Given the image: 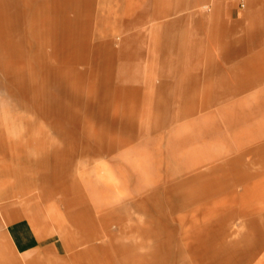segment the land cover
Listing matches in <instances>:
<instances>
[{"label":"rangeland","instance_id":"374dc122","mask_svg":"<svg viewBox=\"0 0 264 264\" xmlns=\"http://www.w3.org/2000/svg\"><path fill=\"white\" fill-rule=\"evenodd\" d=\"M255 2L251 7L249 0H72L65 12L74 22V41L64 56L51 26L44 24L55 14L49 2L0 0V19L11 17L9 33L16 45L9 48L15 62L10 71L19 73L0 80V180L5 186L0 264L29 258L5 232L9 221L21 217L33 222L40 237H55L43 246V252L53 251L51 258L34 257L35 264L89 258L96 264H161V256L144 251L165 254V264H203L202 252L218 259L255 245V239L236 237L256 235L258 224L242 221L264 212L255 206L258 194L264 195V136L258 142L251 135L264 132V126L250 120L249 142L233 145L247 152L235 167L244 174L236 190L246 195L249 207H207L230 204L231 193H218L211 202L200 199L204 193L195 191L197 185L175 181L179 167L199 154L200 128L189 122L208 113L209 97H196L206 104L196 113L188 110L192 97L172 94L166 96L167 113L148 110L161 78L170 83L188 67L208 71L209 56L264 50V0ZM233 66L248 67L253 80L264 78V63ZM246 105L250 116H264V105ZM149 114H165L167 128L147 121ZM59 175L67 194L55 191L52 199L36 203L40 192H53ZM19 190L21 195L12 196ZM209 230L212 239L203 240ZM119 246L129 255L117 257ZM229 256L235 264L254 258Z\"/></svg>","mask_w":264,"mask_h":264},{"label":"crops","instance_id":"0c3cea01","mask_svg":"<svg viewBox=\"0 0 264 264\" xmlns=\"http://www.w3.org/2000/svg\"><path fill=\"white\" fill-rule=\"evenodd\" d=\"M43 1L49 2L51 4V8L55 13L52 18L49 17L48 19H45L44 24L48 22L47 26H51L54 41L60 44L64 56H67L70 53V45L74 41V22L72 19H70L65 11L67 6L72 3V0ZM249 1L252 7L256 3L255 1L259 0ZM0 21V80L8 78H19V76L16 75L19 74L18 72H16L15 70L10 71V66L15 64V62L10 59L9 48H16V45L13 44V40L10 37L9 33L12 28V19L11 17L9 18L7 16H4L2 17V19H0ZM257 48L259 47H253L252 49L255 50ZM263 51L259 49L258 51H256V54L254 53L252 55H225L219 57L209 56L208 63H210L212 66L209 67L208 71H192V69L194 70L196 68L188 67L186 68V70L190 69L192 72L190 70H187L186 73H183L182 77L181 74H178L177 78H172V82L170 83L166 78H161L159 83H156L155 87L152 88L154 89V93H151V95H154V97L156 98L148 104V110L150 113H152L153 111L158 113H167L170 108V102L169 99L166 98V96H168L169 94L178 96L180 98L192 97V109L188 110H192L193 113L203 111L204 108L202 106L206 105L204 104V102L202 104L201 100L196 99V97H209L208 105L210 107L208 113H200L189 122V124L193 123L196 127L198 125V128H200L199 135H201L200 137H202V139L198 147L199 154L195 156V162L187 163L184 165L181 164L183 166L179 167L178 172L176 173L177 180L175 181L178 186H180L181 183L193 185V187L197 185L198 188L196 187L195 191L204 193L200 195V199L202 197L203 199H211V202L217 201H214L213 199L215 196H217L218 193H221L223 191L231 193V200H229L231 201L230 204L225 202L223 204H210L207 207H249L246 195L243 194L242 191L236 190L237 183L241 181V177L244 174L242 168L235 167L240 165V161L243 159V157H245L247 152L237 150L239 146L237 148H234L233 145L236 144L241 146L249 142V127L251 124L249 122L250 120L256 121L257 127L264 126L259 124L264 116H250L249 112L247 111L248 105H246V103L248 102L253 105H264V78H256L255 80H253L249 75L248 67H234L233 64L246 65L249 63H264ZM217 64H219V67L217 66ZM50 72L51 71H48L49 75ZM35 73H37V71ZM39 73L40 72H38L37 74ZM65 78H68V76H65ZM169 87H171L170 92L168 89ZM218 97H224V99L220 100L218 99ZM180 98L177 99L178 103L180 101ZM187 103H184L183 106H185ZM21 106L24 107V104ZM61 106L62 109L60 108L59 111L65 113V111L67 110L66 106ZM180 106L181 104H178L176 110H180ZM148 110L146 109V111ZM218 112L222 114L218 116ZM164 115L165 114H162L160 118H155L152 114L146 116L147 121H149L150 123H152V120L154 119L156 122H164V128H167L168 118ZM163 124H161L160 129L161 135H163ZM156 126H158V124H156ZM251 135H253V137L258 139L257 141L260 142L262 139L259 137L264 136V132L256 131ZM3 137L4 134L0 132V145L4 143H2ZM158 144L162 150L163 143L158 142ZM153 150L155 151L157 149ZM184 158H186V156ZM184 176H186L187 178H183ZM223 176H225V179H222ZM61 179L62 177L60 175L57 176L55 182L56 187L53 189V192L49 193L48 195H42V193L40 192L39 196H42L41 200H35V202L43 203L48 201L49 199H52L55 191L66 195L68 190L64 186V183L61 181ZM224 180L226 184L222 183ZM228 181L229 184H227ZM4 191V182L0 180V201H3L5 198V195H3ZM245 192H247V190H245ZM17 194L21 195V190L17 191L12 196H16ZM262 197L263 198H261V195L258 194V199L256 200L257 204L255 205L257 208H264V195H262ZM18 201L20 202V200ZM30 201V199L25 200V202ZM210 214L211 212H208V215ZM249 222H255L258 224L257 230L255 231L256 235L252 237H249L248 235L240 236L236 237V239H255L256 241L253 247H246L245 252L240 251L224 253V256L218 257V259H216L217 257H209V255H213L210 252H202L199 255H202L200 257L203 258V264H235V262H233L234 260L231 259L233 257H230L229 255L238 254L254 255V258L250 261L249 264H264V212L258 213L256 220L250 221L246 219L242 221V223ZM32 223L33 222L30 221V219L21 217L17 218L16 220L9 221L6 226V235L12 241L16 250L24 257H29L23 258L22 262L18 264H35L34 257L42 256L45 257L44 259H46V257L51 258L52 256L51 253L53 251L45 253L43 252V246L47 243V241H51L55 239V237H40L39 235H37ZM212 232L213 231L209 230V235L205 236L203 240L212 239L213 236H210ZM252 248L255 249V252ZM116 249L118 250L116 251L117 257L121 258L122 256L125 257L129 255L128 253L123 251L124 247L122 248L121 246H119ZM142 253L143 255L161 256V264L168 263V259H164L165 254L155 252L150 254L146 251ZM167 255L171 254L168 253ZM78 257L80 256H77V258ZM77 261L74 263H97L95 258H89L88 260L84 261ZM118 263L120 264V261Z\"/></svg>","mask_w":264,"mask_h":264}]
</instances>
